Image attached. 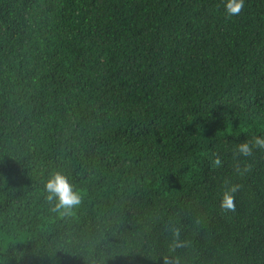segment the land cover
I'll return each instance as SVG.
<instances>
[{
	"label": "trees",
	"instance_id": "1",
	"mask_svg": "<svg viewBox=\"0 0 264 264\" xmlns=\"http://www.w3.org/2000/svg\"><path fill=\"white\" fill-rule=\"evenodd\" d=\"M226 3L0 0V264H264V0Z\"/></svg>",
	"mask_w": 264,
	"mask_h": 264
},
{
	"label": "clouds",
	"instance_id": "2",
	"mask_svg": "<svg viewBox=\"0 0 264 264\" xmlns=\"http://www.w3.org/2000/svg\"><path fill=\"white\" fill-rule=\"evenodd\" d=\"M244 0H227L225 4V12L227 15H233L239 12L243 6ZM254 148L264 149V135H254L249 142L244 140L238 143L237 150L242 155H249ZM239 185H227L221 194V206L225 208H233L234 194ZM44 192L46 199L52 202V210L60 211L64 214L71 212L75 207L79 206L82 200L81 191L74 185L70 177L63 171H53L44 181ZM175 246H179L178 243ZM163 264H168V257H162ZM175 264H179V260H175Z\"/></svg>",
	"mask_w": 264,
	"mask_h": 264
}]
</instances>
